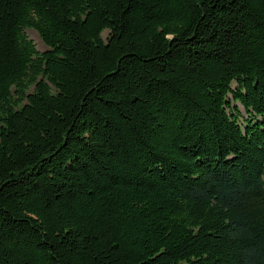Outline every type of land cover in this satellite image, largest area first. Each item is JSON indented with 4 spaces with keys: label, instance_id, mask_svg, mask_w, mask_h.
<instances>
[{
    "label": "trees",
    "instance_id": "obj_1",
    "mask_svg": "<svg viewBox=\"0 0 264 264\" xmlns=\"http://www.w3.org/2000/svg\"><path fill=\"white\" fill-rule=\"evenodd\" d=\"M0 264H264V0H0Z\"/></svg>",
    "mask_w": 264,
    "mask_h": 264
},
{
    "label": "rangeland",
    "instance_id": "obj_2",
    "mask_svg": "<svg viewBox=\"0 0 264 264\" xmlns=\"http://www.w3.org/2000/svg\"><path fill=\"white\" fill-rule=\"evenodd\" d=\"M108 30H104L102 32V37L106 38V36L108 35ZM25 33L27 34V36L34 42L36 48L39 51H44L45 49H47V46L42 42L41 38L39 37L38 33L32 29V28H25ZM232 85L234 86L235 83L233 82ZM237 107L239 108V110L244 113V109L242 108V106L239 103H236Z\"/></svg>",
    "mask_w": 264,
    "mask_h": 264
}]
</instances>
